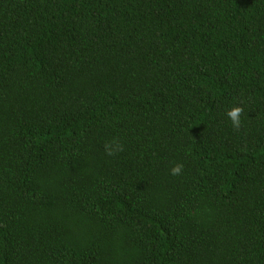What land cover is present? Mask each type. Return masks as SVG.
<instances>
[{
    "label": "trees",
    "instance_id": "trees-1",
    "mask_svg": "<svg viewBox=\"0 0 264 264\" xmlns=\"http://www.w3.org/2000/svg\"><path fill=\"white\" fill-rule=\"evenodd\" d=\"M0 264H264V0H0Z\"/></svg>",
    "mask_w": 264,
    "mask_h": 264
},
{
    "label": "clouds",
    "instance_id": "clouds-1",
    "mask_svg": "<svg viewBox=\"0 0 264 264\" xmlns=\"http://www.w3.org/2000/svg\"><path fill=\"white\" fill-rule=\"evenodd\" d=\"M243 109L240 106H233L227 110L226 115L229 117L231 124L234 128H238L241 125V117ZM105 151L108 155H113L117 151H121L122 145L117 140L110 141L104 145ZM183 164L176 163L170 168V174L178 176L181 174Z\"/></svg>",
    "mask_w": 264,
    "mask_h": 264
}]
</instances>
